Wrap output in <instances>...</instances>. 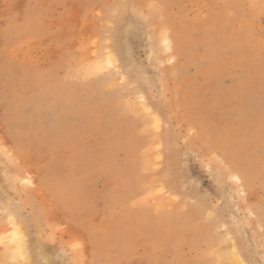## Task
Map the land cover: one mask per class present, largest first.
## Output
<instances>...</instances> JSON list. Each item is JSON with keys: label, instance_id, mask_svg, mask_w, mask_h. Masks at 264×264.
<instances>
[{"label": "rangeland", "instance_id": "374dc122", "mask_svg": "<svg viewBox=\"0 0 264 264\" xmlns=\"http://www.w3.org/2000/svg\"><path fill=\"white\" fill-rule=\"evenodd\" d=\"M233 260L264 264V0H0V264Z\"/></svg>", "mask_w": 264, "mask_h": 264}, {"label": "bare ground", "instance_id": "6f19581e", "mask_svg": "<svg viewBox=\"0 0 264 264\" xmlns=\"http://www.w3.org/2000/svg\"><path fill=\"white\" fill-rule=\"evenodd\" d=\"M166 43H167V41H166ZM109 57H110V55H108ZM106 57V56H105ZM104 58V57H103ZM111 61V60H110ZM14 218H12V220H13ZM11 220V219H10ZM16 220H13L12 222H11V224L13 225V231L12 230H10V231H12V232H14V248H13V250H14V252H13V250L11 251V252H13V253H15V255H18V254H21V255H23V252L26 250V244H25V234L22 232V230L17 226V224L18 223H16L15 222ZM20 225V224H19ZM4 230H6V229H4ZM4 230H2V231H4ZM11 232V233H12ZM11 238V237H10ZM12 240V241H13ZM8 242V241H7ZM7 244V243H6ZM10 244V243H9ZM11 247H9V248H11ZM11 248V249H12ZM7 252V251H6ZM236 254V253H235ZM235 254H233L235 257L236 256H238V255H235ZM6 255H8V254H6ZM219 256V255H218ZM2 257V256H1ZM17 257V256H16ZM232 257V256H231ZM237 259H238V261H239V258L238 257H236ZM222 259V258H221ZM234 260H235V258H233ZM233 260V263L234 262H236V261H234ZM235 264V263H234ZM240 264H242V263H240Z\"/></svg>", "mask_w": 264, "mask_h": 264}]
</instances>
